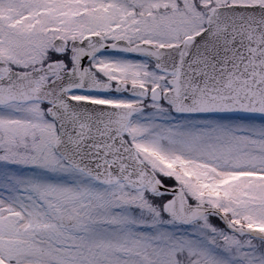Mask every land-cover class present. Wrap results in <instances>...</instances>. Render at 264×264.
Returning <instances> with one entry per match:
<instances>
[{"label": "snow or ice", "instance_id": "snow-or-ice-1", "mask_svg": "<svg viewBox=\"0 0 264 264\" xmlns=\"http://www.w3.org/2000/svg\"><path fill=\"white\" fill-rule=\"evenodd\" d=\"M0 264H264V0H0Z\"/></svg>", "mask_w": 264, "mask_h": 264}]
</instances>
